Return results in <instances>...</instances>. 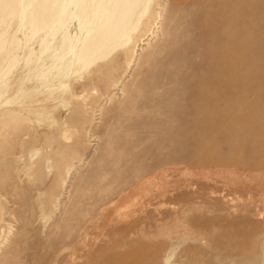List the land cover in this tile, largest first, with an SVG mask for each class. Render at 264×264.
Returning <instances> with one entry per match:
<instances>
[{
    "label": "bare ground",
    "instance_id": "1",
    "mask_svg": "<svg viewBox=\"0 0 264 264\" xmlns=\"http://www.w3.org/2000/svg\"><path fill=\"white\" fill-rule=\"evenodd\" d=\"M263 101L264 0H0V245L7 221L29 225L8 206L21 175L49 179L36 215L79 238L83 213L71 225L61 200L77 174L93 185L90 215L119 218L106 205L157 201L161 171L245 164ZM71 245L53 241L46 264H75ZM250 257L264 264V232Z\"/></svg>",
    "mask_w": 264,
    "mask_h": 264
},
{
    "label": "rangeland",
    "instance_id": "2",
    "mask_svg": "<svg viewBox=\"0 0 264 264\" xmlns=\"http://www.w3.org/2000/svg\"><path fill=\"white\" fill-rule=\"evenodd\" d=\"M251 104L252 98H247L244 106ZM262 109L264 111V101ZM248 136V139L254 137L260 145L253 148L246 145L243 149L246 162L242 166L213 167L212 172L210 169L205 174L201 167L161 171L159 204L144 192H139L127 205L115 199L105 208L114 202L115 209L123 206L119 218L90 215L94 209L90 195L93 185L89 179H83L82 173L77 174L74 186H65L61 200L62 209L76 213L70 220L71 225L75 224L77 214L83 213L84 229L79 238L69 227L52 229V223L59 222L60 215L49 221L51 225L36 215V196L49 184V179L46 184L33 185L32 177L21 175L20 183H16L17 193L10 189L12 193L7 199L12 202L8 206L25 214L29 225L23 227L14 218L6 222L5 225H12L9 227L11 234L9 240L0 245V264L4 260L6 264H46L52 256L48 247L53 241L72 243L78 239L80 245H71L68 249L69 253L80 256L72 260L75 264H249L246 260L251 258L256 240L264 232V132L258 135L249 132ZM95 143H91L94 149ZM252 166H256V170ZM90 168L87 163L84 170ZM14 250L18 251L17 255ZM59 264L69 263L62 262L60 257Z\"/></svg>",
    "mask_w": 264,
    "mask_h": 264
}]
</instances>
